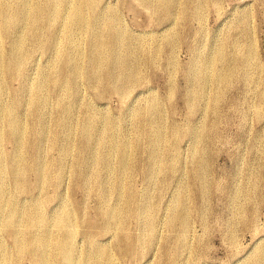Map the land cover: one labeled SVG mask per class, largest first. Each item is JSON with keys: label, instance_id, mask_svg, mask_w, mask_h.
I'll list each match as a JSON object with an SVG mask.
<instances>
[{"label": "rangeland", "instance_id": "1", "mask_svg": "<svg viewBox=\"0 0 264 264\" xmlns=\"http://www.w3.org/2000/svg\"><path fill=\"white\" fill-rule=\"evenodd\" d=\"M6 1L11 9H25L23 4L17 6L19 0ZM50 1L32 2L45 7ZM153 2L156 6L142 0H104L102 16L95 12L97 21L100 13L102 23L115 18L123 32L120 54L128 55L123 81L117 80L119 65L112 68L105 61L101 68L109 69L108 81L86 72L75 77L74 62L86 68L94 46L89 42L91 33L85 30H76L75 44L66 42L64 8L61 17L47 15V26L35 32L31 31L35 11L25 12L22 20L0 29L5 54L21 40L25 57L18 74L0 91V109L6 111L16 97L17 114L27 130L21 166L27 188L21 189L9 168L5 177L10 205L5 212L12 205L24 211L40 204L50 221V232L59 236L53 221L68 204L77 221L78 252L90 259L104 247L114 264H250L264 249V0H177L179 5L169 14L161 6L156 9L158 3ZM7 12L12 15L13 11ZM109 52L104 46L99 53L106 57ZM152 52L156 53L153 61L148 56ZM221 52L225 60L217 70L233 69L232 77L218 88L211 76L198 96L203 65ZM70 55L76 58L63 64L62 59ZM42 77H47L41 90L45 99L38 102L39 112L33 113L28 105L36 95L32 87ZM125 83L127 91L118 90ZM146 108L152 113L143 121L136 115ZM107 118L115 123L116 135L134 145L131 170L124 180V193H133L130 208L119 193L122 189L113 186L112 172L97 158L98 151L102 157L109 154L110 141L103 133ZM155 131H161L162 141L151 158L149 138ZM201 133L204 138L198 141ZM1 148L8 157L15 152L9 140H3ZM195 149L202 152L203 169L194 157ZM112 162L117 164L114 158ZM40 167H51L48 185L37 182L35 168ZM76 167L84 181L74 180ZM58 168L63 178L55 182ZM179 196H184L186 232L180 223L171 222ZM146 205L148 221L139 214ZM115 206L125 216L122 220L133 251H120L115 230L102 231L105 220L99 211ZM81 218L90 227L79 222ZM16 233L19 238L27 234L24 222ZM0 242L13 247V239L4 233ZM30 254V250L23 252L17 264H38ZM14 258L12 264H16Z\"/></svg>", "mask_w": 264, "mask_h": 264}, {"label": "bare ground", "instance_id": "2", "mask_svg": "<svg viewBox=\"0 0 264 264\" xmlns=\"http://www.w3.org/2000/svg\"><path fill=\"white\" fill-rule=\"evenodd\" d=\"M32 1L33 0H19L17 6H19V3L23 4L25 6V9L24 8L22 9L20 7H16V8L11 9L8 6L6 0H0V18H1L0 29L1 28L7 29L8 26H11L14 23H17L20 20H22V18L26 14L25 12L35 11L38 14H36V16L31 21V25H32L31 31L35 32V30H38L39 26H43V28L47 26V21H48V19L46 18L47 15L54 14L57 17H61L62 13H63L62 9L64 8V11H65L64 19L63 20L61 19V20L64 24V28L66 31V42L69 44H72V43L75 44V42H76L75 35L77 33L76 30H80V31L85 30V31L91 33L89 36V42H90V45L92 47L94 46L93 54L91 55L90 62H88V66L86 68L81 66L79 62H77V61L74 62L73 73H74L75 77L81 76V74L83 72H86L90 75H97L98 79H100V81H102V82L108 81L109 69H107V67L105 69L101 68V62L105 61L108 64V66L111 65L112 68L114 65H117V66L119 65V77L117 78V80L123 81L122 77L126 76V74H127V72H125L127 69V66L124 63L127 60V56H128V55L126 56L125 53L122 55L120 54V47H121L122 43L124 42V35L122 34L123 32L117 28L118 22L116 21L115 18H113V17L106 18L103 21V23L100 21L101 16H102L101 10L104 7L103 6L104 0H61V1L51 0L49 5H47L45 7H41L37 4H33ZM142 1L143 2L149 1L153 5H155L153 2V1H155L158 3V7L156 9L159 10V7L161 6L160 10H162L163 12H166L168 14L171 12V10L174 7L179 5L177 0H153V1L152 0H142ZM8 10L13 11L12 15L7 14ZM96 11H99L101 13V16L99 13L98 21H97V16L95 15ZM29 15L31 16V14H29ZM169 20H170V18H169ZM23 22H24V20H23ZM22 23H21V25H22ZM27 23H30V21ZM55 24L56 23H54L53 25L55 26ZM21 25H18L17 28H19ZM23 26H26V24ZM21 28H22V26H21ZM48 30L49 29H47V31ZM56 31H58V30H56ZM105 33L108 35L105 36ZM43 36H45V35H43ZM15 39H17V37ZM53 44L56 46L55 42ZM104 46L108 47L110 50L109 55L106 57H102L99 53L101 51L102 47H104ZM68 50L70 52V48ZM168 51H170V50H168ZM155 55H156L155 52H152V55L148 54L149 59L151 61H153L155 58ZM7 56H8V58H7ZM71 56L72 55H70V57L65 56L62 59V63L63 64H69L72 59L76 58V57H71ZM24 58L25 57L23 54V47H22L21 40H18L16 42L14 49L7 55L5 54L4 49L0 45V91L2 88L7 86V80L9 78H12L18 74L19 68L22 65V63L24 62L23 61ZM222 60H225V54L223 52L216 54L211 59V61L205 62V64L203 65V68L201 69V82L199 83V90H198V92L196 91L198 96H202L203 88L205 87V85H207L211 81V76L214 75L215 83H216L218 88H221L222 86H224L229 81V79L232 77L233 71H234L233 69H223L221 71L219 69L217 70V65H218V63H221ZM53 61L54 60H52V62ZM123 67L125 68V71H124ZM21 69H22V67H21ZM55 70H57V69H55ZM202 70H204V71L202 72ZM44 73L45 72H43V74ZM35 83H36V81H35ZM35 83H34V85H35ZM46 84H47V77H45V78L42 77V79H40L39 83L37 85H35L34 88L32 87V89L35 91L34 93L37 95V97H36V95H32L33 97L35 96V98L28 104L31 107V110L33 113L39 112L38 111L39 110L38 109V102L41 100L43 101L45 99V95L41 94V90L44 91V87L46 86ZM75 86H76V83H75ZM119 87L120 88L118 90H121L122 92H126L128 89L127 83L122 84ZM73 91H74V89H73ZM75 91L78 92V90H75ZM57 94H58V92H57ZM64 94H65V92H64ZM59 96H63V95H59ZM59 96H57V97H59ZM64 98L66 99V97H64ZM61 99H62V97H61ZM57 101H58V99H57ZM7 102L10 103V99ZM11 103L12 104L6 109V111L3 112L0 109V234L4 233V234L10 236L13 239V247L11 249H8L7 246H5L2 242H0V264H12L13 263L12 259L14 258V256H15L14 261L17 264L21 260V255L23 254V252H26L29 250L31 253L30 256L38 264H114L113 258L107 253V250L104 247H100L99 249L96 250L98 254L94 259L87 258L86 256H84L78 252V244H77V240H76L77 230L75 229V224L77 223V221H74V218H73L74 214L72 213L68 204H65L63 206V209L60 210L61 212H59V214L56 215V217L53 221L54 227L57 229V232H59V234H60L59 236H57V234H53L52 232H50V229L48 228L50 221L47 219L42 207H40V204H37V205L32 204L29 209L27 208L28 207L27 206L26 207L27 210H24V211L19 206L12 205L10 207V209H8V211L5 212V209L10 205L9 197L7 195V190H6L8 181H7V178L5 177V174L9 170V168L10 169L12 168V170H14L15 179L18 181V184L20 185L21 189L27 188V180L25 179V177L23 175L24 172L21 171V166L25 161L23 149L25 150L24 145L26 143V132H27V130L21 124L19 117H18V114H17V107L20 104L18 99L16 97H14V101ZM59 104H56V105H59ZM73 105L74 104H72V106ZM43 106H41V107H43ZM0 108H2V101L1 100H0ZM151 113L148 110V108H146L145 110L138 111L136 116L143 119V121H144V120H149V116L151 115ZM46 115H47V113H46ZM70 117L71 116H69V118ZM144 117H145V119H144ZM35 119H37V118H35ZM39 120H41V119H39ZM65 120H66V118H65ZM57 121H58V119H57ZM90 121H93V119H91ZM37 122H35V123H37ZM55 123H54V125L56 126V125H58V123H60V121L57 122V124H55ZM79 127H81V126H79ZM175 129L179 130L178 127H176ZM41 131H40V133H41ZM67 131L69 132L68 128H67ZM115 131H116L115 123L109 121V119L107 118V120L105 121L104 127H103V133L109 138V141H110L109 154L104 155V157H102L100 154V151H98L97 152V154H98L97 158H98V160H102V161H100V163L103 164L104 166H106L108 168V170L110 172H112L113 179H114L113 186L114 187H120L122 189L123 192H119V193H121L124 200H128L127 204H128V208H130L131 204L133 203V193H128V195L126 193H124V192H126V190L124 188L125 187L124 186V180L126 178L127 173L131 170L130 160L132 157V153H133L132 149H133L134 145H132V143L126 139H120L116 135ZM85 132H83V134H85ZM155 132L156 133L152 137L149 138V143L151 144V147L153 148L151 158H155L156 152L158 151L159 145L162 141L160 138V136H162L161 131H155ZM140 133L144 134L143 131H141ZM192 134H193V132H192ZM201 134L202 135L197 136L198 141H201V139L204 138L203 133H201ZM86 135H88V134H86ZM98 138H100V137H98ZM52 139H53V137H52ZM86 139H87V136H86ZM3 140H9L15 144V152H14L13 156L8 157L2 151L1 145H2ZM69 141H70V138H69ZM69 141H68V143H69ZM87 142H88V140H87ZM73 144H75L74 141H73ZM80 147H81V145H80ZM83 150H84V148H83ZM201 154H202V152L200 153V151H198L196 153V149L194 150V157L200 161L199 162L200 167H201V169H203L206 166V163H205V160L201 157ZM113 158L117 162L116 165H113V162H112ZM90 160H91V158H90ZM50 168L51 167H49V168H45V167L35 168V170L37 172V179H38L37 182L40 186L48 185V183L51 181V177L48 175ZM74 170H75V172L73 173L74 180H79V179L83 180L82 179L83 175L81 173L80 167H76ZM103 171H104L103 173H105L107 170L105 169ZM201 173H202V171H201ZM62 178H63V175L61 174V169L58 168L56 171V174L54 176L53 181L60 182L62 180ZM15 188H16V186H15ZM201 189H203V188H201ZM16 191H17V189H16ZM10 193H11V191H10ZM13 199H14V197H13ZM183 200H184V196L183 197L179 196V198L177 199L178 203H177L175 210L173 212L171 222H172V225L180 223L181 231L186 232V229H187V212L183 208V204H182ZM12 204H13V202H12ZM147 207H148V205H146V207H144V210L141 211L139 214L145 216L147 221H148V220H150L151 217H150L149 211L147 210ZM99 215L101 216L102 219L105 220V226L102 227V231L110 232L111 230H115V232L117 234L118 242H119L120 251H123L124 253H126L128 251H133V243L130 242V240H128L127 228H126V226L122 220L123 217H125V216H123L122 209L119 206H115V207L108 208V209H101L99 211ZM21 222H24V224L26 226L27 234L25 233L23 237L19 238L17 236V233H16V227ZM79 222L87 224L90 227V224L87 223V221L83 218H81L79 220ZM149 230L153 231L154 227L150 226ZM141 235H142V233H141ZM143 236L144 235H142L141 237H143ZM33 248L38 250V252L32 251ZM250 264H264V249H261V250H259V252H257L255 259Z\"/></svg>", "mask_w": 264, "mask_h": 264}]
</instances>
